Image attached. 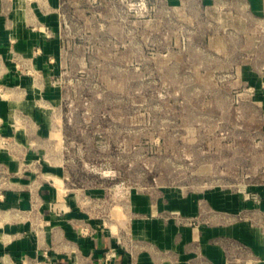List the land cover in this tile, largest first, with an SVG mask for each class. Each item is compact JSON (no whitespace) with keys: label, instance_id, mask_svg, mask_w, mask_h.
Here are the masks:
<instances>
[{"label":"rangeland","instance_id":"1","mask_svg":"<svg viewBox=\"0 0 264 264\" xmlns=\"http://www.w3.org/2000/svg\"><path fill=\"white\" fill-rule=\"evenodd\" d=\"M58 6L27 26L56 46L44 152L68 186L101 187L124 236H264V17L245 0Z\"/></svg>","mask_w":264,"mask_h":264},{"label":"crops","instance_id":"2","mask_svg":"<svg viewBox=\"0 0 264 264\" xmlns=\"http://www.w3.org/2000/svg\"><path fill=\"white\" fill-rule=\"evenodd\" d=\"M59 1L0 0V84L16 86L0 98V133L9 140L0 148V264H21V256L30 258V264H100L101 250L113 246L116 237L125 238L122 232L130 217L120 204L109 205L101 187H70L61 169L47 162L44 150L55 145L61 106L44 55L56 46L32 31L27 19L54 17ZM245 1L251 14L264 17V0ZM11 47L30 58L34 76L15 70ZM131 205V212L137 213L136 204ZM135 222L130 219L132 225ZM85 223L95 229L88 236L75 229ZM129 234L135 264H264L260 234L165 236L135 233L133 227ZM128 260V254L119 250L114 264Z\"/></svg>","mask_w":264,"mask_h":264},{"label":"built area","instance_id":"3","mask_svg":"<svg viewBox=\"0 0 264 264\" xmlns=\"http://www.w3.org/2000/svg\"><path fill=\"white\" fill-rule=\"evenodd\" d=\"M61 8V7H60ZM59 9V6L56 10ZM37 23L34 24V28H30L31 30H35L37 27ZM38 30H40L41 25H38ZM10 61L12 62L15 70L19 72L21 75L34 76L36 74V70L30 63V58L17 52L12 47L9 50ZM1 59V58H0ZM16 86H10L6 84H0V98H5ZM46 104V103H45ZM8 137L4 136L0 133V148H6L8 145ZM3 172H5L4 168H1ZM0 179H3L1 176ZM104 224V222H102ZM76 232L80 235L88 236L95 229L93 226L88 224H78L76 227ZM114 241L115 244L113 246H109L103 248L100 252L99 262L100 264H114V259L116 258L119 250H124L126 254L129 256V260L126 264H135V257L132 247V238L130 236H125L124 239L120 237H116ZM264 248V247H263ZM19 262L21 264H30L32 260L27 256H21L19 258Z\"/></svg>","mask_w":264,"mask_h":264}]
</instances>
